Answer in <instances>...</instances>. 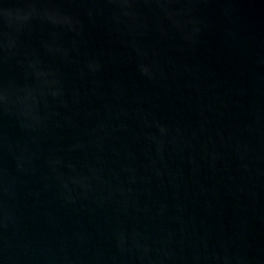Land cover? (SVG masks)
Instances as JSON below:
<instances>
[{
	"label": "water",
	"instance_id": "obj_1",
	"mask_svg": "<svg viewBox=\"0 0 264 264\" xmlns=\"http://www.w3.org/2000/svg\"><path fill=\"white\" fill-rule=\"evenodd\" d=\"M0 264H264V0H0Z\"/></svg>",
	"mask_w": 264,
	"mask_h": 264
}]
</instances>
